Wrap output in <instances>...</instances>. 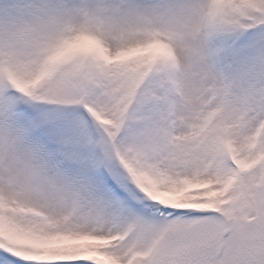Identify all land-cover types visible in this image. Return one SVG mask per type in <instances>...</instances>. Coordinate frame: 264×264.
I'll use <instances>...</instances> for the list:
<instances>
[{
	"label": "snow or ice",
	"instance_id": "1",
	"mask_svg": "<svg viewBox=\"0 0 264 264\" xmlns=\"http://www.w3.org/2000/svg\"><path fill=\"white\" fill-rule=\"evenodd\" d=\"M0 264H264V0H0Z\"/></svg>",
	"mask_w": 264,
	"mask_h": 264
}]
</instances>
